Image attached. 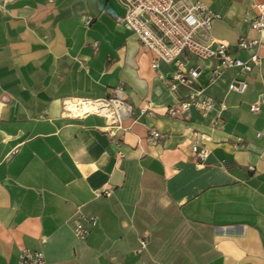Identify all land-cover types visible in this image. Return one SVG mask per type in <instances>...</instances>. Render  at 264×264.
I'll return each instance as SVG.
<instances>
[{
  "label": "crops",
  "instance_id": "obj_1",
  "mask_svg": "<svg viewBox=\"0 0 264 264\" xmlns=\"http://www.w3.org/2000/svg\"><path fill=\"white\" fill-rule=\"evenodd\" d=\"M200 1L219 16L196 36L258 59L244 74L188 55L180 67H196V80L171 90L157 72L176 66L121 24L117 0H0V264H21L26 247L45 264H264V101L249 108L264 92V30L250 25L264 0ZM240 37L257 43L239 48ZM242 78L243 92L228 89ZM119 83L134 106L124 129L62 113L63 98ZM195 92L213 102L205 115L166 113ZM193 144L207 150L200 162Z\"/></svg>",
  "mask_w": 264,
  "mask_h": 264
},
{
  "label": "built area",
  "instance_id": "obj_2",
  "mask_svg": "<svg viewBox=\"0 0 264 264\" xmlns=\"http://www.w3.org/2000/svg\"><path fill=\"white\" fill-rule=\"evenodd\" d=\"M124 8V13L119 21L128 30L137 35L139 42L151 49L155 58L174 64L176 66L169 76L165 77L161 72H157L159 78L165 80L171 90L177 88L178 85L191 86L194 84L199 70L196 67L187 70L181 69L182 60L192 55L198 59H219V67L227 68L237 66L242 73L251 70L252 64L258 59L257 53L250 54L248 60H242L234 56L228 44L222 40L211 39L202 40L196 36L199 29L208 30L211 27L214 18L218 17V12L209 8L200 0H117ZM259 14L250 21L252 28L264 30V3H256ZM257 43L254 39L240 37L238 40L239 48H248ZM154 59L151 66L157 69V62ZM212 69V76L220 73V68ZM247 87L245 78L232 80L228 83V89L236 92H243ZM123 84L119 83L113 88H108L105 94L98 97L75 96L63 98L62 113H70L74 115H84L87 113H96L105 117L106 127L109 133H113L117 129H124L121 120L134 113V106L122 96ZM197 93H191L187 99H179L175 103L166 107V113L176 116L186 111L190 105L195 106L201 114L212 107L213 102L210 98H196ZM264 101V92L258 98L250 103V110L255 112L259 109V104ZM71 103L73 106L90 107L89 110L83 109L81 114L74 113L67 106ZM152 113L148 107L138 108V113ZM161 136V132L151 127L147 131V139L151 143H156ZM196 152L199 162L206 155V148L197 149L195 144L192 146ZM104 194H109L110 190L103 188ZM76 214L81 216V212L77 209ZM90 224L97 222L96 216L87 218ZM74 235L83 239L87 235L88 229L81 219H74L73 226ZM140 248L145 247L146 241L144 237H140ZM21 264H45L44 253L41 249L22 248L20 252Z\"/></svg>",
  "mask_w": 264,
  "mask_h": 264
},
{
  "label": "bare ground",
  "instance_id": "obj_3",
  "mask_svg": "<svg viewBox=\"0 0 264 264\" xmlns=\"http://www.w3.org/2000/svg\"><path fill=\"white\" fill-rule=\"evenodd\" d=\"M67 106L69 108H71L73 110L74 113H78V114H81L83 112V109L85 108L86 110H89L90 107H80V108H77L75 106H73L71 103H68Z\"/></svg>",
  "mask_w": 264,
  "mask_h": 264
}]
</instances>
